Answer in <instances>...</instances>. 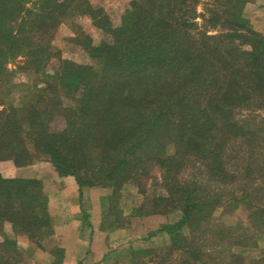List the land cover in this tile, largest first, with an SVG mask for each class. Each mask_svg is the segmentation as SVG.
<instances>
[{
    "label": "trees",
    "instance_id": "1",
    "mask_svg": "<svg viewBox=\"0 0 264 264\" xmlns=\"http://www.w3.org/2000/svg\"><path fill=\"white\" fill-rule=\"evenodd\" d=\"M199 1L132 0L113 26L89 0H0V161L21 167L44 156L58 176L74 177L80 198L83 187L115 194L157 165L167 194L156 201L181 213L158 230L169 244L157 264H264L244 256L256 245L240 235L209 263L213 241L195 235L209 230L215 210L235 204L264 228V34L242 15L248 0H217L205 21L225 30L201 31ZM83 15L109 39L81 43L90 63L60 58L57 73L43 75L59 54L58 26ZM17 57L16 68L35 80L14 81L7 64ZM56 115L65 122L57 131ZM48 202L40 179L0 173V264L21 263L16 234L38 247L50 236ZM52 253L51 264H61L63 248Z\"/></svg>",
    "mask_w": 264,
    "mask_h": 264
},
{
    "label": "rangeland",
    "instance_id": "2",
    "mask_svg": "<svg viewBox=\"0 0 264 264\" xmlns=\"http://www.w3.org/2000/svg\"><path fill=\"white\" fill-rule=\"evenodd\" d=\"M131 1L89 0L94 7L104 9L113 26L119 25L121 16L129 8ZM216 1L200 0L196 6L197 15L193 20L196 23L194 26L208 34L225 30L221 27L214 28L205 21L209 15L208 9L216 10ZM242 15L248 20L252 29L264 34V0H248L243 6ZM107 39H109L108 34L94 25L88 16L83 15L63 21L52 40L54 51H58L59 54L48 61L43 75L54 76L60 64V58L77 63H90L88 54L81 43L90 41L92 44H99ZM21 64H23L21 57L7 64L9 69L14 70V81L35 80L34 77H28L16 68ZM43 75L39 76L38 81ZM42 85L37 83V87ZM13 95L15 105L23 104L21 100L23 92L16 91ZM64 124V119L60 115H56L50 122L52 130L55 131L61 130ZM8 167L13 169V177L40 179L49 199L48 213L51 216L52 233L41 240L40 247L25 235L16 234L15 239L21 253L20 264H51L54 259H57L52 253L56 247H62L64 250L63 262L66 261L65 249L73 252L86 251L89 254L92 245L98 252L95 254L97 260L93 264H132L131 261L134 258L149 261V257H155V255L157 257L154 261L148 264H157L156 262L161 261V257L158 256L165 253L162 249L169 244V238L165 232L158 230L162 224L177 220L181 213L175 206L166 209L164 203L156 201L158 197L167 194L161 170L157 165L150 164L144 167L147 174L133 179L136 181H128L115 194L107 186L83 187L81 198L78 195L74 177L68 175L69 177L59 178L60 176L44 156L35 155L31 164L21 166L26 170L17 169L20 167L15 166L11 160L0 161L2 176L8 173ZM17 170L23 172L18 175ZM134 210H136L135 213ZM84 214H87L90 226L84 222ZM209 224V230L204 228V233H195L198 238L213 241V244L205 246L209 248V251L216 250L211 257H208L209 263L221 259L225 253L224 250L229 248L231 237L238 235L242 236L245 243L256 245L252 249L243 248L244 256L264 257V228L249 217V210L246 207L242 205L237 207L235 204L219 208L210 217ZM8 226H10L9 223H5V231ZM151 232L154 233L151 235ZM226 233L227 237L224 236ZM8 236L10 237L11 233ZM141 248H150L149 253L133 254L134 250ZM100 258L102 262L99 261ZM81 261L76 258V255L71 259L72 264H81Z\"/></svg>",
    "mask_w": 264,
    "mask_h": 264
},
{
    "label": "crops",
    "instance_id": "3",
    "mask_svg": "<svg viewBox=\"0 0 264 264\" xmlns=\"http://www.w3.org/2000/svg\"><path fill=\"white\" fill-rule=\"evenodd\" d=\"M24 168V169H23ZM8 173L4 174V176H9V177H13L14 174L12 173L13 169L11 167H8ZM20 170H26L25 167H20L17 168ZM23 171H19L17 170V174H21ZM12 173V174H11ZM69 177V176H68ZM59 178H64L63 177H59ZM6 232H8L9 234L11 233L10 231V227L8 226V228L6 229ZM18 238H20V236H17ZM25 241V240H22ZM27 243V242H26ZM92 250L90 251V253H86V251H80V252H73L70 249H65V255H66V261L64 260L61 264H72L71 263V259L76 255V258H78L81 261V264H93L94 261L97 260V257H95V254H97L98 252L96 251V248L92 245ZM86 253V254H85ZM70 261V262H69ZM101 261V258L100 260ZM97 261V262H99ZM102 262V261H101ZM78 264V263H77ZM98 264V263H97ZM101 264V263H100Z\"/></svg>",
    "mask_w": 264,
    "mask_h": 264
}]
</instances>
